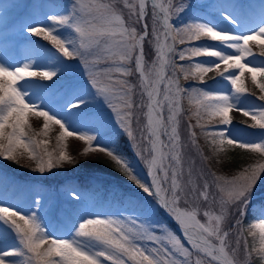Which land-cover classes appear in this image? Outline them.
I'll list each match as a JSON object with an SVG mask.
<instances>
[{
  "label": "snow or ice",
  "instance_id": "snow-or-ice-1",
  "mask_svg": "<svg viewBox=\"0 0 264 264\" xmlns=\"http://www.w3.org/2000/svg\"><path fill=\"white\" fill-rule=\"evenodd\" d=\"M42 6L55 7L56 5L51 2L33 3L30 6L33 12L27 20L30 21ZM124 6L129 10V17H134L133 24H141L142 31H138L135 26H126L123 17L110 4L85 3L84 0H72L66 12L48 16L47 19L53 27L25 26L24 31L31 36L39 35L44 40L50 41L63 58L79 60L88 73L91 88L95 90L96 96L102 97L103 102L115 114L119 128L133 142H136L137 138L132 128L134 115L132 97L135 86L126 79L133 74V69L128 65L134 60V71L139 77L141 97L139 108L146 107L147 109L145 126L147 136L143 131L140 136L141 140H146L150 146L141 149L137 144L136 154L147 166V175L151 178L150 183L138 178L128 159L119 154L113 146H109L112 142L108 141L103 146L96 142L97 135L104 128L102 121L86 120L76 127L69 126L72 118L79 114L73 113L72 109H80L87 102V99L82 98L79 93L74 94L76 102L69 104L67 111L58 116L27 101L26 98L30 94L38 91L50 95L51 89L48 85L39 82L55 84L58 78L55 71L35 68L34 58H26L24 62L10 67L0 56V159L15 161L17 149L23 148L29 152L30 158L36 161L34 171L41 174L46 171L51 172L64 162H72L71 157L65 153L63 148L60 149L58 155L46 152L43 156L31 149L33 142L30 139L25 140V126L28 123L29 113H35L44 118V135H47L49 122H52L62 129L58 142H62L65 137L76 136L88 145L84 149L85 153H106L128 181L142 190L146 196L153 197L161 207L167 210V213L179 225L183 238L191 249L204 253L216 264H234L226 250L229 232L223 231L221 227L224 210L229 205H234L240 217L244 215L252 191L264 175V164L249 165L231 179L208 172L211 183L205 179L198 192L193 185L191 192L196 194L195 198H202L210 205L202 212L206 219V223H202L197 218L201 211L199 207L181 206L182 197L185 198V205L190 201L186 198L189 193L184 192L180 180L183 167L178 117L182 112L181 101L187 96L190 104H194L197 108L194 115L197 118L196 126L198 127H203L200 124V109L207 111L210 116L219 117L224 126L232 125L229 114L236 110L254 122L251 127L264 130V104L253 108L238 106L246 92L242 81L245 73L250 74L253 84L261 93L257 99L264 101V83L258 81V77H264V64L258 66L250 61L245 62L253 55L248 47L250 41H259L261 45H264V0H260L259 4V16L262 23L256 30L247 34L232 32L229 34L217 29L207 20L199 18L189 20L183 27H174L173 15H178L186 9H191L195 13L201 7L188 0L175 8L172 0H166V2L150 0L152 21L150 32L147 23L149 0H139L138 5L126 2ZM226 7H232V5ZM224 8L225 6H219L218 11ZM221 14L230 23H235L230 15L223 11ZM2 22L3 17L0 16V23ZM7 27V24H3V29L0 30V48L7 41V36L4 34ZM60 28L73 30L79 38L78 45L74 39L69 41L57 36L55 33ZM177 37H179L180 44L199 41L202 37H207L212 41H219L220 45L197 44L177 52L174 47ZM146 41L153 45L154 51V59L148 69L145 65ZM69 44L72 50H69ZM226 49L234 50V54ZM173 54L180 61L192 60L193 62L188 66L177 67L175 61L171 59ZM261 55H264V48L261 49ZM194 57L210 59L193 60ZM221 66H223V71H221ZM230 70L236 71L230 72ZM213 71L221 77L217 84L227 81L231 86L230 92L200 89L195 86L182 88L179 84L178 72L183 74L184 79L191 76L203 83L205 75ZM43 94L41 99L44 98ZM144 97L147 98L146 101ZM165 109L167 110L166 118ZM192 127L188 125L187 130L195 146L196 134L192 131ZM162 134L167 136V143L161 139ZM205 135H211L213 143L218 137L220 145L227 143L239 149L264 154V131L258 133L259 142L230 138L222 127L209 129ZM223 150L222 147L219 149V151ZM145 151L149 152L150 156H145ZM159 173H162V176ZM191 174V168H189V177ZM5 181L6 178H0V182ZM165 183L169 185L168 188L163 187ZM189 183H192L191 179ZM212 185L218 189V197L210 200L209 189ZM67 192L73 201H80L84 198V194L79 191L67 189ZM217 202L220 206V214H215L211 209V205ZM34 203L39 206L38 202L34 201ZM10 208L11 205L0 207V222L7 226V228L0 229V240L7 242L4 233H7L10 228L22 247L14 250L0 247V264H19L17 260L10 259L11 257H24L23 264H104L105 261L108 264H127L128 261H131V264H181V261L177 259L162 257L173 252L184 257L189 255V248L182 244L180 238L171 233L167 236L171 249L146 248L142 241L161 243V237L153 234L151 224L143 227L128 226L123 214L120 216H91L79 222L78 226L71 231L73 235L70 238L56 236L55 230H52L53 238L49 240L45 232L48 228L45 215L22 214L19 211H10ZM260 214L264 216V211ZM138 215L143 218L140 221L141 224L150 217L149 213ZM137 218V215L132 216L133 225H136ZM235 223L240 225L241 219L237 218ZM252 227L259 229L261 246L258 252L260 259L264 261V219L259 220V223ZM208 238H215L219 246L214 247ZM45 244H48V248L41 252L40 249ZM52 256L59 257V259H50ZM183 264H187V261L185 260ZM196 264H201V262L197 260Z\"/></svg>",
  "mask_w": 264,
  "mask_h": 264
},
{
  "label": "rangeland",
  "instance_id": "rangeland-1",
  "mask_svg": "<svg viewBox=\"0 0 264 264\" xmlns=\"http://www.w3.org/2000/svg\"><path fill=\"white\" fill-rule=\"evenodd\" d=\"M5 0H0V16L3 17V22L0 23V30L3 29V24H7V30L4 33L7 36L6 43L0 48V56H2L5 60V63L8 64L10 67L16 64H20L25 61L26 58L32 59L34 58V67L37 69H45L55 71L56 68L60 66L68 67L69 60L67 58H63L61 55L58 56L56 49L52 46L50 41L44 40L42 36H31L29 33L24 31L25 26L34 27V26H41V27H53V25L48 21L47 17L50 15H59L63 12H66L72 2V0H62L60 5H56L55 7H47L43 10H39L36 15L31 17L30 21L27 20V17L33 12V9L30 7L33 3L40 2V0H32V4L29 5L28 13L25 15H21L16 17L12 12L9 10L13 1L18 2L19 0H8V3L4 2ZM85 3H105V0H84ZM160 2H166V0H160ZM186 0H172L173 6L178 7L184 4ZM190 3H195L200 5L201 7L195 13L191 9H186L185 11L190 10V14H183L184 12L179 13L178 15H173L172 23L173 26H180L183 27L185 23H187L191 19H204L210 22L213 26L217 29H221L226 31V33H236V34H247L251 31L256 30L262 23L260 14V0H188ZM9 5V6H8ZM112 6V4H110ZM228 5H232V7H226ZM219 6H225L224 9L218 11ZM114 8V7H113ZM114 10L120 14L123 19L125 20V25L128 26L127 22V13H123V11L119 10L118 8H114ZM27 11V10H26ZM221 11L230 15L235 23H230L229 20L224 18V15L221 14ZM19 15V14H18ZM186 15V16H185ZM57 36L64 37L69 41L75 40V43L78 45L79 38L76 36L73 30H69L67 28H60L55 33ZM179 37H177V42L175 43L174 47L176 48L177 52L181 49L197 45V44H217L220 45L219 41H212L210 38L202 37L199 41H191L186 44H180L178 42ZM171 43V41H169ZM251 52L253 53L252 56L247 58L248 62L250 61L253 65H262L264 64V55H261V49L264 48V45H261L259 41H250L248 44ZM69 50H72L71 44H69ZM226 51L233 53L234 50L226 49ZM154 59V55L149 59L150 63L147 64L148 68L151 67L152 60ZM171 59L175 61L177 67L183 65V63L178 59V57L173 54ZM210 59L205 57H194L193 60H204ZM186 66L190 65L193 61L192 60H184ZM80 71V70H78ZM78 71H76L78 73ZM169 73L171 69L169 68ZM221 71H223V66H221ZM236 70H230V72H235ZM57 72V81H63L67 84L66 74L62 71ZM70 73L73 71L70 69ZM179 76V84L182 88H187L184 83L186 81H192L201 83L198 78H192L191 76L188 79H184L183 74L181 75L179 72L177 73ZM227 75V73H226ZM211 78H215V82L209 83ZM221 80V77L213 71L205 75L204 82L201 84H197L200 89H208V90H220L223 92H230L231 86L227 83V81H221L217 84V81ZM212 81V80H211ZM242 81L244 87L246 89L245 94H243V98L240 100L239 107L241 108H253L256 106H261L264 104V101L257 99L261 93L259 89L253 84L251 80V76L249 73H245L242 77ZM258 81L264 83V77H258ZM23 83V82H21ZM41 84H47L50 88V85L53 84L52 82H39ZM74 85L81 84V79L77 78L76 80L72 81ZM209 83V84H208ZM187 86H194L192 84ZM65 87V85L63 86ZM62 87V88H63ZM67 87V86H66ZM66 87L58 92H55V89H51V94H43L41 92H36L30 94L26 99L29 103H35L39 105L43 110L50 111V114L60 115L67 111V106L69 104L75 103L76 98L74 97L73 93L66 92ZM196 87V86H195ZM91 91H94L92 89ZM82 92H78L82 98L87 99V94ZM43 94L44 98L41 99V95ZM64 102L62 106H55L50 101H47L50 96L53 97L52 101H56L57 99L63 98ZM138 95V104L134 105L133 108V132L136 135V142H133L129 137L128 139L131 141L132 147L135 151V158L132 161H129L132 167L135 170L138 178H142L146 182L149 183L151 178L147 175V166L145 165L144 161L136 154L138 151L137 144L140 145L141 149L150 147L147 144L146 140H141L140 133L143 131L144 135L147 136V128L146 123V107L141 109L139 108V103L141 100L140 93L136 92ZM54 95V96H53ZM145 101L147 100L146 97L143 98ZM87 99L86 104L82 105L80 109H72L73 113H79L78 115L74 116L69 124L70 127H76L82 122L86 120H90L92 118L91 114H88L89 110H95L99 113L102 121L104 123L111 122L113 126H119L116 122V116L111 110L107 107L104 111V107L98 109L99 104H105L102 100V97H96L92 101L96 102L95 105H92L88 102ZM136 101V100H135ZM107 106V105H106ZM188 107V108H187ZM181 108L182 112L178 117L180 124H179V132L181 136V153H182V167H183V175L180 177L181 185L185 193H189L186 197L190 203L185 205L184 197L181 199V206L182 207H189L192 203V199L195 198L194 193L191 192V188L195 185L196 188H201L205 179H208L211 183V177L207 175L208 172L214 173L218 176H223L226 178L231 179L230 175L226 172H230L231 168L233 169L232 165H229L228 153L231 151L237 150V147L234 145H228L224 143L223 145L219 144V138H216V142L213 143V137L211 135H205L207 130L214 129V128H224L226 134L233 139L238 140H246V141H258V133L264 131L259 129L258 127L253 128L251 125L254 123L250 118L243 116L240 112L233 110L229 115L232 121L231 126H224L219 117H213L208 114L207 111L200 109V124L203 127H198L197 125V118L194 113L197 111V108L194 104H190L189 99L185 96L181 101ZM188 111V112H187ZM71 115V113H69ZM165 118L167 117V110L164 111ZM88 117V119L86 118ZM95 117V116H94ZM85 118V119H84ZM138 118V119H137ZM28 123L25 126V140H31L33 145L31 144V149L38 155L43 156L46 152L53 153L54 155H58L61 148L65 151V153L71 157L72 162H64L61 166L52 169L51 172H45L43 174L34 171L36 167V161L31 159L29 156V152L25 151L23 148L17 149L15 156L16 160H8L5 161L0 159V175L6 176L9 180L17 178L16 180L19 181V185L23 186L24 192L27 194L25 198L28 200L32 198L39 203V206L35 203V205L28 207L27 209H17L14 208L15 206H11L10 211H19L22 214L28 213H37L46 216V222L48 228L45 229L46 234H48V238H53L52 230H55V235L60 237H71L73 234L71 233L74 230L79 222H82L84 219L89 218L91 216H120L123 214L124 221L130 227H143L144 225L151 224L153 228V234L158 235L161 237V243H153L150 241H142L146 248L156 247L159 248H167L171 249V245L168 243L167 236L169 233L177 236L179 235L171 229L167 224L164 223L162 219V210L159 207V203L153 197H148L146 194L142 192V190L138 189L134 184L130 181L125 179L123 182L127 185V188L131 192L139 193L142 198L134 199L135 203L137 202V207L139 210H133V208L127 209L122 207V205H118L116 210H110L107 208V203L99 205L98 204V197H85L80 201H73L71 200L70 196L68 195L67 189L75 190L74 183L71 186H68L70 180H64L66 175L69 172H81L80 164L86 161H93L100 156H107L106 153L102 152H84V149L88 147L83 141L79 140L76 136L65 137L62 142H58V137L62 133V129L59 132H55L54 130L50 129V125L54 123L49 122V128L47 131V135L43 134V125H44V118L35 115V113H29L28 115ZM79 121V122H76ZM41 122L43 125H39L38 123ZM192 125V131L196 134V144L193 146L191 142V138L188 135L187 126ZM38 128H42L39 130ZM10 131V130H6ZM106 129H104L105 133ZM97 135V143L101 144L102 146L106 144L109 140L98 139ZM187 137H189L187 139ZM161 139L167 143V136L161 135ZM41 143L42 141L44 143ZM111 142V141H110ZM6 143V141H5ZM95 143V142H93ZM37 145H39L37 147ZM111 146V143L110 145ZM206 146V147H205ZM209 147V148H208ZM223 148V151H219L220 148ZM211 151V152H210ZM255 153V152H253ZM145 156H150V153L145 151ZM252 157L256 159L249 165H254L257 163L264 164V154L255 153L252 154ZM46 158V157H45ZM249 165L245 166L248 167ZM3 166L8 170L14 173H10L8 175L6 172L3 171ZM189 168H191V177H189ZM203 170V171H202ZM27 171L28 173H24ZM219 173H218V172ZM19 172V173H15ZM239 174L236 173V175ZM35 175V176H34ZM162 176V173H159ZM191 179L192 183H189ZM62 181V183H61ZM261 181L259 184L257 182L255 188L252 191L250 196V202L245 211L249 210V205L253 207V211L256 214V219L252 225L259 223V220L264 219L260 213L264 211V175H262ZM67 184V189L61 187V184ZM17 185V183H15ZM37 187H36V186ZM59 185L58 187H55ZM32 186L36 188L37 193L32 192ZM163 187L168 188L169 185L165 183ZM57 192H56V189ZM212 189L210 187L209 194L211 193ZM25 195V194H24ZM129 197V196H128ZM135 198V196H130L129 198ZM210 197V195H209ZM131 198V199H132ZM199 200H203L202 198H197ZM212 198H210L211 200ZM59 201V202H58ZM63 201V206H65L69 210H77L76 212L68 211V217L63 215L62 211L58 208ZM127 202L130 200L127 199ZM134 203V204H135ZM72 204L78 205L77 207L73 206ZM118 204V203H117ZM116 204V205H117ZM8 200L2 194H0V207L8 206ZM22 205V204H21ZM125 205V204H124ZM200 209L202 210L198 214V219L201 220L202 223H206V219L203 217L202 212L207 206L199 205ZM228 208V207H227ZM226 208V210H227ZM237 211V209H235ZM139 213H149L150 217L148 220H144L143 224L140 221L143 219L138 214ZM137 215V223L136 225L132 224V216ZM63 218V224H60L58 220ZM13 219H16L13 217ZM58 219V220H57ZM18 222V221H17ZM20 223V222H18ZM22 223V222H21ZM7 228L6 225H2L0 222V229ZM254 237H256V244H255V252H258L260 248V233L259 229L250 227L249 231ZM7 237V242L4 243L0 240V247H7L9 250H14L16 248H20L22 246L19 245L18 239L15 236V233L9 228L7 233H4ZM235 245L231 247L232 253L237 257H239V261L241 264H248V257L244 250L240 248L242 238L241 234L238 233L235 236ZM181 239V238H180ZM211 241H214L215 238H209ZM237 241L239 243L237 244ZM182 242V240H181ZM217 242V241H215ZM182 244L189 248V255L187 257L181 256L179 253H169V255L163 256L162 258H174L181 261V264L186 260L187 264H196V261L199 260L201 264L204 263L203 256H201L198 252L195 253L191 250V247L185 243L184 241ZM48 244L43 245L41 248H47ZM230 250V249H229ZM53 260H57L55 256H52ZM10 259H15L19 262V264H23L25 258L24 257H11ZM131 264V261H128ZM236 263V261H235ZM104 264H108L107 261ZM238 264V263H236Z\"/></svg>",
  "mask_w": 264,
  "mask_h": 264
},
{
  "label": "trees",
  "instance_id": "trees-1",
  "mask_svg": "<svg viewBox=\"0 0 264 264\" xmlns=\"http://www.w3.org/2000/svg\"><path fill=\"white\" fill-rule=\"evenodd\" d=\"M44 1L47 2L48 0H44ZM110 2L116 8H120V5L121 6L125 5L124 0H110ZM26 3H28V1ZM13 10L16 11V10H18V8H13ZM127 19H128V21L132 20V21H130L132 24L134 17L130 19L127 15ZM131 24H130V26H131ZM136 25L138 27L140 26L138 23H136ZM149 47L150 46L146 45V54H147L148 58H151L153 56V51H152V48H150V50H149ZM100 67H103V65H100ZM128 67L133 69V74L129 77H126V79L131 84H133L135 86L132 98H133L134 105H136V102L138 104V98H137L138 95L136 94V92L140 93L139 77H138L137 73L134 71V67H135L134 62H132L130 65H128ZM75 91L76 90H74V92ZM38 124L43 125L41 122H39ZM50 126H51L50 129L54 130L55 132L60 131L59 125L53 124ZM38 129L41 130L42 128H38ZM110 137L114 138V142H115L114 149L119 154L126 157L127 159H131L134 156V153H133V151L129 145L128 136L126 133L123 132V130L116 131V129H111L110 130ZM252 154L255 155V153H253L251 151L243 150V149H239V148L233 152L231 151L230 153H228V156H225L226 158H228V161H229V163H227V164L232 165L233 169L231 168V170H229L230 172H226V173L228 175H230V177H233L236 175V173L241 172L245 168V166L251 164L256 159V157L255 158L252 157ZM80 168H81V170H83L82 173H84V174L81 176H78V177L75 176V179L77 180L78 183L82 184V186H83L82 188L89 191L88 192L89 194H97L100 191L105 192L107 187H108V182L111 181L110 178H114L117 181V183H121L122 180L125 179V176L118 170V166L115 165V163L111 160V158L109 156H100V158H97L93 161H86V162L80 164ZM15 173H18V172H15ZM0 178H4V177L0 176ZM260 182L261 181H258V184ZM10 184H11V182L9 180H6L5 182H0V187H2L1 185H5V187H4L5 190H3V192L4 191L8 192V190H10V189L13 190L14 194L11 198H8V200L11 201L12 205L16 206V208L17 207H20L21 209L25 208V207L22 208V206L19 204L20 203L27 204L31 201L28 202L26 199H23L22 192H20L22 189L21 188L22 186L17 185V187H14L13 185H10ZM121 186H123L122 183H121L120 187ZM196 189H197V192L200 190V188H196ZM211 189H212V191L209 194L210 195L209 198L218 197V189H216V187L214 185L211 186ZM32 190H33V192H35L36 188L34 186H32ZM126 191L127 190H125V192ZM194 195L196 196L195 193H194ZM131 196H133V194H131ZM126 197H127V194L125 197H121L122 202H124V199ZM129 197H128V200H130L132 203L127 202V204H130V205H126V206L133 208V210H139V208H137V202L136 203H135V201L133 202V200L131 199L132 197L131 198H129ZM101 202H106V195H103V197L101 198ZM112 202H113V200L110 201V204H113ZM122 202H120V203H122ZM200 204L203 206H207V207L210 206L207 202H205L203 200H199L197 198L195 200L193 198L192 203L190 204V208L193 205L199 207ZM26 206H28V205H26ZM25 209H27V208H25ZM211 209L214 211L215 214H220V206H219L218 202L215 203L214 205H211ZM235 209H236V207L234 205H229L227 210L226 209L224 210V220H223L222 225H221L223 231L228 230V229L232 230V233L230 234V236L228 238V245H229L230 251H232L231 247H233L235 245V238H236L235 236H237V234L240 233L241 238H242L240 248H242L244 250V252L246 253V255L248 257V264H264V261H262L260 259L259 252L254 251L255 244L257 242L256 238L254 236H251L250 233L248 232L250 227L252 226V223L254 222L256 216L253 215V213H251V209H249L246 212V215L244 217H240L239 213L237 211H235ZM237 218L241 219V224L238 225L237 227H235L233 225V223L236 221ZM18 222L21 223V221H18ZM47 248H48V245H47ZM47 248H45V249L41 248L40 251L43 252ZM50 259H51V257H50Z\"/></svg>",
  "mask_w": 264,
  "mask_h": 264
},
{
  "label": "water",
  "instance_id": "water-1",
  "mask_svg": "<svg viewBox=\"0 0 264 264\" xmlns=\"http://www.w3.org/2000/svg\"><path fill=\"white\" fill-rule=\"evenodd\" d=\"M166 220L173 226V228L175 229V231L179 234V235H181L182 237H183V234H182V231H181V229H180V227H179V225L175 222V220L174 219H170V218H166ZM211 243V242H210ZM214 247H218L219 245H216V244H213V243H211Z\"/></svg>",
  "mask_w": 264,
  "mask_h": 264
}]
</instances>
